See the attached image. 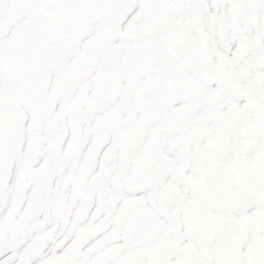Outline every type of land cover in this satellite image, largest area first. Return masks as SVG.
Returning <instances> with one entry per match:
<instances>
[{
    "label": "snow or ice",
    "instance_id": "6c2138e0",
    "mask_svg": "<svg viewBox=\"0 0 264 264\" xmlns=\"http://www.w3.org/2000/svg\"><path fill=\"white\" fill-rule=\"evenodd\" d=\"M0 264H264V0H0Z\"/></svg>",
    "mask_w": 264,
    "mask_h": 264
}]
</instances>
